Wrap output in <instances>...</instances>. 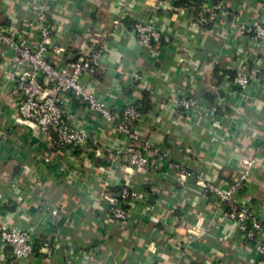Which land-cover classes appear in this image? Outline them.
Wrapping results in <instances>:
<instances>
[{
	"label": "crops",
	"instance_id": "obj_1",
	"mask_svg": "<svg viewBox=\"0 0 264 264\" xmlns=\"http://www.w3.org/2000/svg\"><path fill=\"white\" fill-rule=\"evenodd\" d=\"M32 1L0 0V27L34 42ZM121 14L124 26L113 27ZM46 18L54 44L65 49H50L49 62L65 66L99 40L104 57L82 83L115 110L133 102L144 115L136 130L169 159L151 155L147 169L115 165L111 128L71 98L70 114L96 145L42 161L49 139L17 123L15 54L0 45V221L32 230L36 254L29 264H264L196 185L231 182L242 159L253 158L256 166L236 197L264 203V82L242 90L225 77L244 64L264 74V51L228 26L264 20V0H187L186 6L172 0L164 7L154 0H50ZM137 18L160 26L157 53L137 44L131 32ZM135 72L145 88H136ZM178 88L197 92L209 116L187 121L173 110L169 91ZM178 164L193 174L185 182L178 180ZM122 186L139 199L125 227L108 218L103 199L119 196ZM47 208L58 211L54 223L43 220ZM55 232L47 257L42 243ZM6 254L0 245V264H10L2 262Z\"/></svg>",
	"mask_w": 264,
	"mask_h": 264
},
{
	"label": "built area",
	"instance_id": "obj_2",
	"mask_svg": "<svg viewBox=\"0 0 264 264\" xmlns=\"http://www.w3.org/2000/svg\"><path fill=\"white\" fill-rule=\"evenodd\" d=\"M50 0H33V24L38 30L34 42L12 27H0V45L5 46L15 54L17 71L13 73V92L16 96V121L18 124L45 134L49 139V147L41 156L42 161L50 163L63 152H72L80 148L95 146L90 134L75 121L70 114V99L78 100L90 113L99 117L110 128L112 134L111 162L125 169H147L150 166V156H158L168 160L167 152L153 148L150 143L135 128V124L143 118L133 102L122 109L115 110L99 99L95 92L82 83V76L94 74L104 57L105 48L98 44L85 55L79 56L65 66H57L49 62L47 54L50 49L56 53H64L65 49L56 46L51 37V27L47 23L46 12ZM159 7L172 0H154ZM186 6L187 0H173ZM124 15L114 18L112 26L123 27ZM203 21V18L201 19ZM241 38H245L252 46L264 51V20L256 19L246 22L230 23ZM131 32L137 44L155 54L159 51L161 28L154 21L136 19ZM225 74L226 79L244 90L248 86H256L264 82V74L260 69L241 65ZM133 80L136 88H145L142 74L135 72ZM180 90L169 91V103L173 110L182 114L187 121L207 118L211 112L208 105L199 99L197 92ZM69 98V99H68ZM69 104V105H68ZM56 159V158H55ZM242 170L235 180L209 181L197 180L200 194L211 200L215 214L236 226L247 244L253 251L264 258V203L252 206L237 199V191L250 178L255 159L244 158L241 161ZM178 180L185 182L192 172L182 164ZM108 205V218L119 227H125L130 217L132 205L138 201L136 192L126 186L120 188L119 196L104 195ZM56 209H44L43 220L54 223L57 219ZM58 234L47 238L41 247L47 257H51L56 247ZM0 245L6 251L2 262L10 264H29L36 254L32 242V230L14 226L6 221H0Z\"/></svg>",
	"mask_w": 264,
	"mask_h": 264
},
{
	"label": "trees",
	"instance_id": "obj_3",
	"mask_svg": "<svg viewBox=\"0 0 264 264\" xmlns=\"http://www.w3.org/2000/svg\"><path fill=\"white\" fill-rule=\"evenodd\" d=\"M229 74H231L232 75V73L230 72ZM140 112H143V111H140Z\"/></svg>",
	"mask_w": 264,
	"mask_h": 264
}]
</instances>
